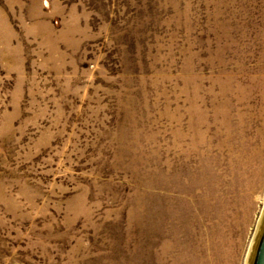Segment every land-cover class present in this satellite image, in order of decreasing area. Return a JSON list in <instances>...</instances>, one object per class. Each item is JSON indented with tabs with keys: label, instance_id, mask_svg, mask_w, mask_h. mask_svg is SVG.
<instances>
[{
	"label": "rangeland",
	"instance_id": "1",
	"mask_svg": "<svg viewBox=\"0 0 264 264\" xmlns=\"http://www.w3.org/2000/svg\"><path fill=\"white\" fill-rule=\"evenodd\" d=\"M264 210V0H0V264H245Z\"/></svg>",
	"mask_w": 264,
	"mask_h": 264
},
{
	"label": "water",
	"instance_id": "2",
	"mask_svg": "<svg viewBox=\"0 0 264 264\" xmlns=\"http://www.w3.org/2000/svg\"><path fill=\"white\" fill-rule=\"evenodd\" d=\"M249 264H264V220L255 241Z\"/></svg>",
	"mask_w": 264,
	"mask_h": 264
},
{
	"label": "bare ground",
	"instance_id": "3",
	"mask_svg": "<svg viewBox=\"0 0 264 264\" xmlns=\"http://www.w3.org/2000/svg\"><path fill=\"white\" fill-rule=\"evenodd\" d=\"M263 220H264V210L262 212V215L257 223V226H256V230H255V234L253 236V239L251 241V245H250V248H249V251H248V254H247V257H246V262L245 264H249V260H250V256H251V253H252V250H253V247H254V244H255V241L257 239V236L259 234V231L261 229V226H262V223H263Z\"/></svg>",
	"mask_w": 264,
	"mask_h": 264
}]
</instances>
